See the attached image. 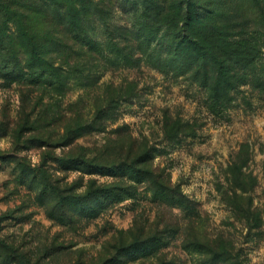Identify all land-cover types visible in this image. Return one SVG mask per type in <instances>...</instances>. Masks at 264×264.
I'll return each mask as SVG.
<instances>
[{
    "label": "rangeland",
    "instance_id": "rangeland-1",
    "mask_svg": "<svg viewBox=\"0 0 264 264\" xmlns=\"http://www.w3.org/2000/svg\"><path fill=\"white\" fill-rule=\"evenodd\" d=\"M90 1L92 44L41 41L59 84L0 54V264H264V0H204L226 41L198 43Z\"/></svg>",
    "mask_w": 264,
    "mask_h": 264
},
{
    "label": "trees",
    "instance_id": "trees-1",
    "mask_svg": "<svg viewBox=\"0 0 264 264\" xmlns=\"http://www.w3.org/2000/svg\"><path fill=\"white\" fill-rule=\"evenodd\" d=\"M150 1L160 3L157 8L158 16L166 21V25L173 34L180 35L181 29H184V38L187 42L198 43L200 40H211L215 37L226 41V35L218 28V25L209 22V13H215L216 11L214 5H212V10L209 11L206 8L207 6H204V0ZM209 1L214 4L213 1ZM33 2V0H0V18H3V21H0V54H3L8 60L11 59L17 62L19 54L26 53L30 50L28 47H31V51L35 55V58H33L34 64L38 63L41 65L42 62H45V65L51 66L46 76L49 80L56 83L60 78L55 72L54 62L44 58L41 41L44 36H47L50 41L51 37L54 39L60 33L62 39L58 42L61 47H71L64 42V38L68 37L72 38L76 46L86 43L92 44V39L87 32V26L83 21L84 18L92 14L91 1H59L68 12L67 26L56 24L53 18L42 14L40 9L34 6ZM9 22L16 23L21 29L18 38L8 30ZM229 84L230 80L228 79L227 82L224 81L222 84H216L211 87V91L214 93L213 96L215 95V101L220 97L221 91L225 90ZM210 253H213V251L210 250ZM223 255L218 254V256L214 257H222ZM225 255V257H228L227 259L234 261L233 264H242L240 260L230 255V253L225 252Z\"/></svg>",
    "mask_w": 264,
    "mask_h": 264
}]
</instances>
